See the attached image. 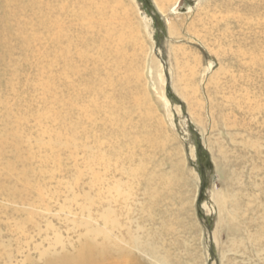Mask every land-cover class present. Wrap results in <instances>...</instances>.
Instances as JSON below:
<instances>
[{
    "label": "bare ground",
    "instance_id": "obj_1",
    "mask_svg": "<svg viewBox=\"0 0 264 264\" xmlns=\"http://www.w3.org/2000/svg\"><path fill=\"white\" fill-rule=\"evenodd\" d=\"M214 9L231 20L200 36L220 60L207 82L225 134L212 148L228 163L212 193L217 231L236 235L223 257L254 262L264 256V0ZM132 10L125 0H0V264H179V190L191 178L180 165L161 174L148 154L171 135L158 118L154 135L146 124L155 113L144 64L163 79ZM182 67L174 54L173 87L201 124ZM112 172L127 175L129 193L113 180L101 194Z\"/></svg>",
    "mask_w": 264,
    "mask_h": 264
},
{
    "label": "rangeland",
    "instance_id": "obj_2",
    "mask_svg": "<svg viewBox=\"0 0 264 264\" xmlns=\"http://www.w3.org/2000/svg\"><path fill=\"white\" fill-rule=\"evenodd\" d=\"M225 1L175 0L162 9L157 0H125V6L133 7L132 11L138 18L137 26L142 31L143 40L150 49L148 54L159 63L161 79H163L161 82L158 71L155 72L156 76L148 67L150 63L148 66L144 64L146 90L150 101L154 103L151 114L155 113V117L153 116L146 124L151 127V135H154L156 130L154 118H158L171 135L163 150L159 149L153 154L151 152L148 154L154 157V166H157L161 174L169 176L173 172L178 174V165H180L182 167L180 172L183 170L185 176L189 174L191 178L189 184L179 190L180 199L187 201L183 214L184 229L177 236V241L183 240L187 245L181 248L183 253L177 254L179 264H261L264 261V256L253 262L248 260L247 256L233 252H227L224 257L222 256V252L227 249L228 241L236 235L225 228L217 231L219 210L212 198L214 191L225 188L228 163L220 161L212 148V141L216 139L225 141V134L222 128L214 127V115L207 89L209 77L219 69L220 60L208 49L200 36L207 34L208 30L216 33L230 24V19H223L221 17L223 15L214 9ZM201 7L207 9L203 10ZM171 25L175 27V32L169 31ZM174 54L182 64L184 73L187 74L185 75L187 84L195 88L191 90L187 87L186 93L192 100L201 103L203 118L201 124L193 120L187 102L173 87ZM184 84L186 85V82ZM137 154L138 152L133 159L135 163L140 157ZM150 167L152 166L148 168ZM125 169L129 175V167ZM101 172L102 170L100 174ZM105 176L111 177L112 181L99 185L101 194L109 195L113 180H117V183L121 185L124 195L129 193L126 174L112 172L111 175ZM97 186L95 191L90 193L91 195L97 192ZM140 187L136 186L134 191ZM84 188L86 190V187ZM182 193L183 197H181ZM145 264L151 263L145 261Z\"/></svg>",
    "mask_w": 264,
    "mask_h": 264
}]
</instances>
